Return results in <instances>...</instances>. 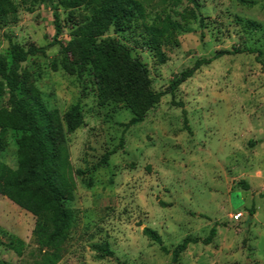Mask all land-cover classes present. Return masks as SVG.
Listing matches in <instances>:
<instances>
[{
  "label": "rangeland",
  "instance_id": "rangeland-1",
  "mask_svg": "<svg viewBox=\"0 0 264 264\" xmlns=\"http://www.w3.org/2000/svg\"><path fill=\"white\" fill-rule=\"evenodd\" d=\"M139 1L149 24L170 15L183 25L162 48L166 62L148 48L140 21L125 32L112 28L104 38L119 40L146 65L156 93L167 92L179 74L219 52L253 49L261 56L225 55L203 66L174 97L167 94L149 110L143 123L125 130L133 117L127 104L100 105L91 68L79 69L75 57L51 46L52 9L14 0L16 20L0 26V56L10 65L11 43L25 50L47 47L22 65L21 74L63 124L75 181L66 206L76 224L58 264H172V255L147 238L145 228L157 232L171 251L187 237L207 238L214 226L212 244L190 245L179 264H264V0H249L253 5L197 0L198 8L188 0ZM58 12L60 41L70 49L92 13L87 6ZM188 12L193 16L186 20ZM248 21L258 26L248 27ZM75 106L83 124L67 133L63 119ZM1 108L10 109L7 94ZM0 137V162L17 169L21 133L10 130ZM114 149L108 166L97 168ZM238 213L243 218L235 221ZM35 226V217L0 195V264H38L54 252L38 244ZM10 237L24 242L22 257L8 247ZM102 244L109 245L112 257L99 258L91 248Z\"/></svg>",
  "mask_w": 264,
  "mask_h": 264
},
{
  "label": "trees",
  "instance_id": "trees-1",
  "mask_svg": "<svg viewBox=\"0 0 264 264\" xmlns=\"http://www.w3.org/2000/svg\"><path fill=\"white\" fill-rule=\"evenodd\" d=\"M23 4L34 6L36 3L48 5L53 11L55 37L51 46L60 45L62 53L75 57L74 66L79 69L91 68L97 88L100 105L107 103H126L133 117L123 125L125 130L144 122L149 110L160 104L167 94L174 97L178 88L203 66H208L225 55H239L243 53L257 54L258 50L222 51L210 59L199 60L195 65L179 74L172 81L165 93H156L151 89V80L145 64L132 57L130 49L119 40L104 38L110 29L125 32L140 21L147 37L148 48L159 62L164 64L166 57L163 46L175 32H181L183 25L173 21L170 15L159 16L152 23H148L144 4L139 0H20ZM198 8L197 0H188ZM242 5H253L249 0H235ZM87 6L92 17L82 28L80 39L72 48H67L60 37L62 26L59 8L74 10ZM31 10V9H29ZM17 8L14 0H0V26L16 20ZM183 15L186 20L193 16L191 12ZM248 27L254 28L255 22H246ZM47 47L35 46L25 50L17 43L10 46V65L0 56V99L8 95L10 109H0V132L10 130L21 133L18 140V167L13 169L0 162V195L7 198L20 209L30 213L36 219L34 236L38 244L54 252L47 255L38 264H58L61 261L59 250L68 240L76 220L67 208V202L73 198L75 181L73 170L65 149V130L63 124L54 111L42 102L37 93L27 87L26 77L21 74L22 65L31 57L45 53ZM175 106L183 104L173 102ZM185 129L188 127L187 113L183 111ZM66 132L73 133L83 124V114L79 106L71 108L64 116ZM122 136L119 148H123ZM4 150L0 137V153ZM114 149L104 154L97 164V168L108 166L109 159L116 153ZM82 175V172H78ZM246 190V183H241ZM144 235L161 246L163 253L172 255V264H179L180 256L190 245L203 244L209 246L217 235L214 226L207 238L187 237L173 250L163 246L160 235L145 228ZM8 247L18 257L24 253V242L16 237H10ZM92 250L99 258L112 257L113 252L108 244L93 245Z\"/></svg>",
  "mask_w": 264,
  "mask_h": 264
},
{
  "label": "built area",
  "instance_id": "built-area-1",
  "mask_svg": "<svg viewBox=\"0 0 264 264\" xmlns=\"http://www.w3.org/2000/svg\"><path fill=\"white\" fill-rule=\"evenodd\" d=\"M242 218H243V214L242 213H238L237 215L234 216V220L235 221H239Z\"/></svg>",
  "mask_w": 264,
  "mask_h": 264
}]
</instances>
